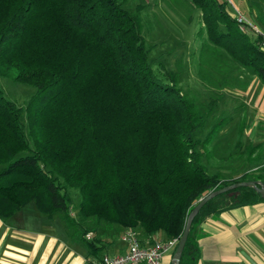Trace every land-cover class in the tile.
<instances>
[{
	"label": "trees",
	"instance_id": "obj_1",
	"mask_svg": "<svg viewBox=\"0 0 264 264\" xmlns=\"http://www.w3.org/2000/svg\"><path fill=\"white\" fill-rule=\"evenodd\" d=\"M190 2L209 44L264 84L261 37L240 29L225 0ZM141 25L119 0H0V77L35 88L24 107L0 88L1 218L33 202L46 216L61 213L68 226L91 218L166 241L179 239L193 205L210 191L264 183V165L208 172L204 162L216 150L222 119L198 134L218 101L203 111L161 81ZM234 148L238 161L256 149ZM70 189L79 194L77 221L69 216ZM260 200L240 186L201 205L179 264H197L199 220Z\"/></svg>",
	"mask_w": 264,
	"mask_h": 264
},
{
	"label": "rangeland",
	"instance_id": "obj_2",
	"mask_svg": "<svg viewBox=\"0 0 264 264\" xmlns=\"http://www.w3.org/2000/svg\"><path fill=\"white\" fill-rule=\"evenodd\" d=\"M119 1L123 2L124 8L138 13L141 18L154 74L164 83H174L180 93L189 97L203 111L213 99H217L218 102L213 106L205 126L198 135L203 137L217 120L222 119L223 125L212 140L213 143L218 140L220 143L226 139L233 140L230 142L231 161L232 165H236L235 161H238L240 156L235 157L237 152L234 150V140L246 137L240 135V130L249 132L248 128L254 122L256 112L264 107V84L249 69L232 61L224 49L209 44L204 36V29L199 32L200 12L190 0ZM225 1L232 14L239 12L249 22L254 23L257 29H264L257 21L264 19V0ZM243 30L251 33L250 37L253 35V32L249 31L250 27L249 30L248 27ZM0 88L3 97L22 107L25 106L29 95L35 91L33 86L14 82L7 77H0ZM252 93L259 94L256 106L253 104L256 97ZM260 121L264 122V118H259ZM259 125L253 129L252 136L264 138V123ZM225 152L227 151H224L223 155L227 157ZM206 160L205 166L208 172H212L215 164L209 155ZM69 192V216L77 221L79 194L75 189H70Z\"/></svg>",
	"mask_w": 264,
	"mask_h": 264
},
{
	"label": "crops",
	"instance_id": "obj_3",
	"mask_svg": "<svg viewBox=\"0 0 264 264\" xmlns=\"http://www.w3.org/2000/svg\"><path fill=\"white\" fill-rule=\"evenodd\" d=\"M252 94L256 97L253 103L256 106L259 94ZM254 118L249 132L242 133L246 137L235 139L233 144L236 146L240 142L244 146H254L253 154L232 165L229 152L233 140L226 139L223 143L218 140L212 144L216 145L211 155L215 164L213 172L233 169L235 175L264 165V138L252 136L253 129L264 123L259 122V118H264V107L259 108ZM221 147H227V157L221 153ZM65 223L59 213L46 216L33 202L8 218L0 217V264H100L102 256L127 250V244L122 240L126 229L117 224L91 218L83 222L82 227H69ZM133 230L142 245L162 238ZM193 239L199 249L197 264H264V200L232 206L220 214L202 218L194 226ZM172 250L173 247L164 253L160 264H172Z\"/></svg>",
	"mask_w": 264,
	"mask_h": 264
},
{
	"label": "built area",
	"instance_id": "obj_4",
	"mask_svg": "<svg viewBox=\"0 0 264 264\" xmlns=\"http://www.w3.org/2000/svg\"><path fill=\"white\" fill-rule=\"evenodd\" d=\"M237 22L240 23V29L244 31V27H250L251 32L261 37L260 47L264 49V31L257 29L254 23L249 22L240 13L235 14ZM247 30V31H248ZM135 232L127 229L122 234V240L127 244V250L124 253L114 255H104L99 261L100 264H160L161 258L164 253L170 248L177 245V238H171L169 240H150L148 245H142Z\"/></svg>",
	"mask_w": 264,
	"mask_h": 264
},
{
	"label": "water",
	"instance_id": "obj_5",
	"mask_svg": "<svg viewBox=\"0 0 264 264\" xmlns=\"http://www.w3.org/2000/svg\"><path fill=\"white\" fill-rule=\"evenodd\" d=\"M240 186L252 187L256 192L260 194L262 198H264V183H261L260 181H258V179L255 181L253 180L245 181L244 180V181L232 183L225 187L220 188L219 190L217 189V190L210 191L205 196L200 198L198 202L195 205H193V208L188 213L187 218H185L186 220L184 223L183 231H181V236L179 237L177 245H175L176 248L172 254V258H171L172 264H179L180 262L179 258L181 257V253L184 247L183 244H185L186 242L192 219H194V216L197 214L199 209L202 207L201 205L205 204L208 200H210L211 198H213L214 196L218 194L224 193L229 190L232 191V189L240 187Z\"/></svg>",
	"mask_w": 264,
	"mask_h": 264
}]
</instances>
